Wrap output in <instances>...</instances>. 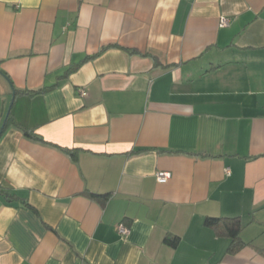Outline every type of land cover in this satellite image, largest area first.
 Returning <instances> with one entry per match:
<instances>
[{
	"label": "crops",
	"instance_id": "1",
	"mask_svg": "<svg viewBox=\"0 0 264 264\" xmlns=\"http://www.w3.org/2000/svg\"><path fill=\"white\" fill-rule=\"evenodd\" d=\"M0 264H264V0H0Z\"/></svg>",
	"mask_w": 264,
	"mask_h": 264
},
{
	"label": "trees",
	"instance_id": "2",
	"mask_svg": "<svg viewBox=\"0 0 264 264\" xmlns=\"http://www.w3.org/2000/svg\"><path fill=\"white\" fill-rule=\"evenodd\" d=\"M10 119L11 118L9 117L7 124L11 121ZM30 137L34 139H38V137H36L33 134L32 135L30 134ZM92 196L94 199H98V200H105L108 198V196H103V195H98V194H93ZM206 225L211 228L223 230L224 233L227 234L232 239V249L241 245L240 234L243 229V224L241 223L239 218L208 217L206 219ZM166 241L169 244L176 246L178 243V238L167 237Z\"/></svg>",
	"mask_w": 264,
	"mask_h": 264
},
{
	"label": "built area",
	"instance_id": "3",
	"mask_svg": "<svg viewBox=\"0 0 264 264\" xmlns=\"http://www.w3.org/2000/svg\"><path fill=\"white\" fill-rule=\"evenodd\" d=\"M229 22H230L229 19H223L221 24H222V26H227L229 24ZM82 95L86 96L87 93L84 91V92H82ZM157 179H158L159 183L163 184V183H166L170 179V175L168 173L159 172V173H157ZM119 231L123 235H127L130 232L129 228L125 225H120Z\"/></svg>",
	"mask_w": 264,
	"mask_h": 264
}]
</instances>
